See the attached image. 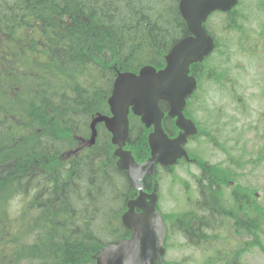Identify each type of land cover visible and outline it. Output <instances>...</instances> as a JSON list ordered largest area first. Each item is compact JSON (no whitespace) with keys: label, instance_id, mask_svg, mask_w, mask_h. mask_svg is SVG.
Wrapping results in <instances>:
<instances>
[{"label":"trees","instance_id":"1","mask_svg":"<svg viewBox=\"0 0 264 264\" xmlns=\"http://www.w3.org/2000/svg\"><path fill=\"white\" fill-rule=\"evenodd\" d=\"M181 1L0 0V47L7 43L12 54L1 66L8 79H2L5 87L0 88V264H97L106 246L129 237L122 217L136 189L129 173L119 169L111 135L102 124L90 143L91 125L94 118L110 115L108 100L117 72L162 69L171 49L191 36ZM250 4L240 0L231 12H216L205 23L215 50L191 66L198 87L185 114L199 135L190 143L204 136L211 138L208 144L218 140L212 136L216 129H203L201 115L213 118L208 125L224 130L219 105L208 93L218 87L225 95L239 94V82L225 66L236 37L249 29L244 22L255 15ZM261 4L257 6L263 12ZM160 106L168 112L166 103ZM249 115L236 119L247 126L246 133L252 128L244 121ZM163 126L169 135H177L171 118L166 116ZM240 126L233 131L243 136ZM149 133L130 115L126 148L138 162L150 157ZM225 139L219 146L226 147L229 158L252 155L254 166L264 161L261 146L253 152L238 147L232 153L227 147L231 139ZM190 156L198 157L193 150ZM157 173L159 185L165 175L160 168ZM151 179L143 181L146 192ZM253 208L251 242L222 246L214 254L217 261L208 258L198 264H247L246 252L258 248L264 253V213L255 204Z\"/></svg>","mask_w":264,"mask_h":264},{"label":"water","instance_id":"2","mask_svg":"<svg viewBox=\"0 0 264 264\" xmlns=\"http://www.w3.org/2000/svg\"><path fill=\"white\" fill-rule=\"evenodd\" d=\"M238 3V0H182L179 8L191 36L171 49L166 66L161 70L145 67L138 75L117 72L108 101L111 116L94 119L92 140L96 137V124L104 123L112 134L118 167L129 173L138 196L129 201L122 217L130 237L106 246L100 252L97 264H164L166 226L157 210L156 189L151 194L146 193L143 181L156 175L158 165L172 166L188 157L184 146L198 133L195 123L184 114L188 98L197 89V80L190 74V68L202 63L215 50L214 40L204 27L208 18L218 11L231 12ZM161 102L168 104L167 115L175 119L180 130L175 138L164 130L165 113L160 107ZM130 111L141 118L146 129H152L148 137L150 158L144 163H137L132 153L125 149L129 140Z\"/></svg>","mask_w":264,"mask_h":264},{"label":"flooded vegetation","instance_id":"3","mask_svg":"<svg viewBox=\"0 0 264 264\" xmlns=\"http://www.w3.org/2000/svg\"><path fill=\"white\" fill-rule=\"evenodd\" d=\"M255 1H257V5L261 2L260 6L264 7V0ZM249 3L253 2L250 1ZM255 5L250 7V13L255 14ZM253 20L250 17V20L244 22L249 28L245 36L248 38L249 55L255 59L253 60L256 64L254 72L257 75V79L251 85L250 90L254 89L256 92L253 99L261 101L257 110L261 112L260 117L264 127V19L256 23H253ZM236 42L237 39L234 44ZM9 59H12V54H3L1 46L0 88L5 87V83L2 84V79L7 76L1 66L5 60ZM224 96L228 97V95ZM23 99L21 96L20 100ZM249 109L251 111V107ZM231 112L240 115L250 114L248 110L244 109ZM237 117L233 116L230 120L229 134H222V128H218L219 135L216 142L208 144L211 138L203 137L204 145L193 150L198 156L197 158H182L172 166L158 167L162 169L165 175L164 179L169 190L164 198L160 193L161 182L159 187L157 176L151 177V189L147 193L151 194L155 189L157 191V210L164 217L167 228V243L180 240L186 251L193 250L201 253L199 259H195L194 255L188 253L183 258L186 264H198L208 258H215L217 261L218 258L214 254L220 253L222 246L236 248L240 244L251 242L253 205L255 204L257 211L261 209V213H264V192L252 190V170L255 166L251 157L229 158L225 151L226 147L219 146L227 140L225 139L226 136L231 139L227 145L228 152L230 150V152L236 153L238 147L248 146L249 141L245 136L248 128H246L247 126H240L236 122ZM244 121L246 122V120ZM207 122L204 121V123ZM7 124L8 120L5 122V125ZM236 125L240 126L237 131L240 129L244 131L243 136L242 133L237 135L236 130L233 131ZM177 135H173L171 138ZM204 146H211L213 151L211 149L212 152H205ZM253 148L254 146L251 149ZM217 154L222 158H217ZM137 196L138 193L131 200L136 199ZM162 203L170 204L174 208L173 212L169 214L168 220H166L167 215L163 211ZM137 212L139 211L137 210ZM178 220H180V228ZM202 248L203 252H201ZM248 253L250 252H246L245 256Z\"/></svg>","mask_w":264,"mask_h":264},{"label":"rangeland","instance_id":"4","mask_svg":"<svg viewBox=\"0 0 264 264\" xmlns=\"http://www.w3.org/2000/svg\"><path fill=\"white\" fill-rule=\"evenodd\" d=\"M248 2H253L251 6L256 2V5L254 6V12L255 15L252 17L253 23H256L262 19H264V12L259 10V7L257 6V1L255 0H246ZM258 9V10H257ZM257 17V19H255ZM218 19L217 17L214 18V20ZM237 36V42L233 46L232 50V56L231 61L229 64H227L225 67L229 68V74L231 75V79L239 82L238 91L239 94H236L235 92L228 93V97H225L226 94L225 91H222L220 88H210V91L208 93L209 98L213 100V102L219 107L216 109H220L218 114L221 115V125L223 128L226 127V129L222 130V134L229 132V123L233 116H238L240 114L232 113L231 111L244 109L249 110L251 107L250 115L246 116L244 120H246L247 124H250L252 126L251 130L245 135L246 139L249 141L248 150L250 152L254 151V148L256 145L263 147V153H264V127H263V121L260 117L261 112L257 110L259 105L261 104V101H255L253 99V96L256 94L255 90H250L249 88L254 83V81L257 79V75L254 72L256 64L253 60L254 58H251L249 55V47H248V38L247 36ZM242 36V37H241ZM11 49L14 47L11 45ZM8 46L4 44L2 46V53L8 54ZM233 68V70H231ZM6 79H8V76H6ZM242 94H241V91ZM211 93V94H210ZM246 96V97H245ZM245 97V99L243 98ZM225 107V109H223ZM213 120L211 118L208 120V118H204V115H201V121L204 123V121H208L205 124H202V127L205 131L209 130L210 127H213V129H216L217 133L213 134L212 136L215 139H218V129L214 126L208 125ZM254 127H256L254 129ZM205 141L204 139H201L199 142H192L191 144L187 145V148H190L189 151L194 150L198 148L200 145H204ZM254 146L253 149H251ZM211 146H204L203 150L205 152H212ZM215 153V152H214ZM217 158H222L217 154ZM264 156V154H263ZM252 158V155H250ZM253 178L251 179L252 182V188L257 189L258 192H264V163L255 164V168L253 167L252 170ZM165 176H163L161 180V196L164 198L169 190L167 189V183L164 179ZM163 209L165 210L166 214L169 215L171 212H173L174 208L170 204L162 203ZM169 210V211H168ZM168 217V216H167ZM170 248L168 250V253L166 255L167 261H183V258L186 257V255L192 254L195 256V259H199L201 256L200 252H194L193 250L186 251L184 246L182 245L181 241H171L170 242ZM201 252H203V248L201 249ZM221 252V250H220ZM244 261L247 264H264V253L258 249L255 248L254 250H251L248 255L245 256ZM197 263V262H196ZM186 264V263H185Z\"/></svg>","mask_w":264,"mask_h":264}]
</instances>
